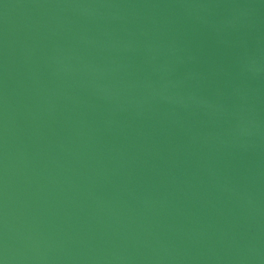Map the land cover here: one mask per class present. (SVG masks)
<instances>
[{
  "label": "water",
  "instance_id": "water-1",
  "mask_svg": "<svg viewBox=\"0 0 264 264\" xmlns=\"http://www.w3.org/2000/svg\"><path fill=\"white\" fill-rule=\"evenodd\" d=\"M0 264H264V0H0Z\"/></svg>",
  "mask_w": 264,
  "mask_h": 264
}]
</instances>
